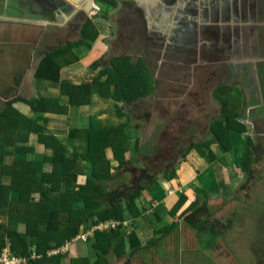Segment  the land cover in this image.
Here are the masks:
<instances>
[{"label":"flooded vegetation","instance_id":"flooded-vegetation-1","mask_svg":"<svg viewBox=\"0 0 264 264\" xmlns=\"http://www.w3.org/2000/svg\"><path fill=\"white\" fill-rule=\"evenodd\" d=\"M15 3L16 6L21 3L24 8L22 14L36 23L34 30H26L22 39L27 42L28 48L31 42L36 45V55L41 57V61L47 55L67 51L70 45L83 41L82 29L91 23L97 27L100 35L97 40H102L104 51L98 59L84 66L86 71L94 73L97 78L102 71L111 70L115 60L128 58L146 78L138 86L161 90L159 99L152 102L165 111L164 115H158L163 123V128L159 130L162 131L160 140L163 145L150 162L158 166L156 169L159 172L146 168L143 156L147 157L149 152L139 156L143 160L142 167L128 170L134 178H138L143 168L151 175L159 174L158 180L165 182L172 174L175 176L179 161L189 151L187 147L198 145L203 148L209 140L195 142L196 139L202 134L213 135L212 128L220 120L219 90L225 88L230 96L238 97L241 110L238 109L236 118L249 119L252 133V137L248 138L250 143L245 147L246 161H240L241 154L231 161L237 171L231 173V179L234 176L239 181L224 187H217L216 184L209 193L219 191L221 196L215 194L211 201L208 192L204 191L205 196L197 198L191 209L192 218L187 219L192 212L180 218H183L181 224L196 229L193 233L199 235L200 241H196L203 257L206 256L204 249L212 248V253L217 255L213 248L217 247L224 262L219 264H264L256 238L246 236L244 239L247 229L245 219H242L244 214L251 215L247 205L253 202H257L260 209L253 210L252 215L256 213L259 222L261 214L264 215V202L262 210L260 203L261 185H264V170L261 167L264 160V0H91L94 8L90 9L89 0H14L13 11ZM102 28L105 31L103 34ZM251 38L258 43L252 47L254 52L249 45ZM82 45L79 48H85ZM73 59L67 57L62 70L82 58L76 56ZM178 70L184 72V80L180 82L185 88L172 86L178 84L169 75ZM204 74L209 75L201 83L208 89L207 96L201 104L200 94L196 95L188 108L184 91L192 83L186 80H199ZM244 81H247L246 85ZM95 82L96 79L92 84ZM17 83L11 81L5 88ZM12 92L11 88L7 90V93ZM143 98H139L135 105ZM210 103L216 107L208 114L209 109L205 107ZM151 108L148 112L139 113L138 117L136 113L134 115L137 119H148L150 123L153 116ZM157 129L156 124V136ZM199 130L201 132L195 135ZM246 133L244 130L243 138L248 136ZM168 139H171L169 143ZM173 192L170 189L168 195ZM228 193L229 196H226ZM240 233H243L241 238L236 240ZM263 233L264 229H261ZM226 239L229 242L224 241ZM243 239L244 244L237 248L250 255L248 262L235 255L240 249L233 246ZM187 243H193V240Z\"/></svg>","mask_w":264,"mask_h":264},{"label":"trees","instance_id":"trees-1","mask_svg":"<svg viewBox=\"0 0 264 264\" xmlns=\"http://www.w3.org/2000/svg\"><path fill=\"white\" fill-rule=\"evenodd\" d=\"M98 36L100 35H98L97 27L91 23L87 24L82 29L83 41L70 45L67 51L45 56L37 67L34 77L60 83L64 64H58L57 58L66 60L68 57L66 54L71 48L81 47L82 43L89 48ZM137 68L129 62L128 58L117 59L113 62L111 70L102 71L96 78L95 84L100 85L101 88H104L106 84L107 87L113 85L117 89L114 96H106L102 93V97L114 101L117 116L124 118L125 122L118 126L94 130L88 128L71 130L69 139L84 140L85 146L82 149L72 148L68 156L67 148L58 138L42 133L38 118L35 120L27 117L14 108L16 102L25 103L33 112L41 116L42 120L47 121L43 114L67 115L69 106L60 104V99L41 97L24 100L18 97L0 113V252L9 248L11 256L26 259V263L57 264L63 255L48 256L49 250L60 249L66 242H71L81 234L84 225L91 229L98 222L113 220L119 222V225L112 230L111 236L101 231L96 232V236H101L104 243L101 244L102 249L96 245L100 252L95 264H99L101 260L103 264L105 262L103 255L110 253V249L114 246L113 241L118 240V230L130 226L125 224L127 217L135 218L139 216L138 214H142L143 209L139 207L138 200L144 197L146 203L153 202L148 195V189L152 188V185L156 186L155 181L160 177L159 174L151 175L147 169L143 168L137 178L143 181V185L135 181L130 186L124 184L118 186L119 175H124L123 167L130 163L128 153L131 136L125 131L130 133L134 130L130 123L131 114L124 111L123 105L137 101L146 95V91H151L149 87L142 89L138 86L146 78ZM111 74L115 75L113 81L110 80ZM103 76L109 79L106 82L100 81ZM126 83L129 84L126 85ZM225 90V88L219 90L217 95L220 120L213 126L212 131L216 139L221 142L222 150L230 152L240 142L239 136L243 135L244 129L236 118L239 99L230 96ZM61 94L69 95L70 106H86L90 103L91 85L63 84ZM220 133L228 138L223 137L220 141L222 136L219 135ZM31 135L38 136L35 148L30 145ZM244 139L239 150L242 162L246 161L245 147L250 143L247 137ZM135 143L139 148L138 141ZM210 143L207 142L204 145L203 148L206 151L198 145H193L192 149L203 157L207 156L212 164L218 162V159L210 150ZM43 146L46 151L51 149L52 155H44L42 162L20 160L15 154V151L34 153L37 147ZM10 148H14V151ZM239 153L236 155L240 156ZM9 155L14 156L12 164L4 162ZM48 163H51L52 167L44 168ZM39 164L43 165L41 169L38 168ZM116 172L120 174L116 175ZM38 173H42L41 180H38ZM173 176L174 174L167 180L169 181ZM80 179L83 181L78 183ZM113 183H117L115 185L117 187L113 188ZM34 195H37V199H34ZM184 200L185 197H179L169 212L170 215L178 211ZM194 205L195 202L186 212H192ZM155 207L152 209L154 214L157 213ZM192 216L193 212L187 216V219ZM163 230L167 232L169 228L166 227ZM127 235L132 247L141 246L135 233L131 232ZM90 238L86 242H89ZM34 254L42 256L38 258L34 257Z\"/></svg>","mask_w":264,"mask_h":264},{"label":"crops","instance_id":"crops-1","mask_svg":"<svg viewBox=\"0 0 264 264\" xmlns=\"http://www.w3.org/2000/svg\"><path fill=\"white\" fill-rule=\"evenodd\" d=\"M12 4H13L12 0H0V13L4 12L6 13V15H8V12L13 11L14 7L12 6ZM15 7L16 8L14 10V13L12 12L15 18H8V17L0 18V60L5 58L2 65H0V102L2 101L4 103H9V104L14 103L12 102V100L13 99L15 100L18 97L24 100H30L32 98H41V97H54L60 99V104H64L63 100L67 101V104L65 105L69 106L68 114L67 115L61 113L43 114L44 118H46L47 121L42 120L41 116L33 112L30 109V107L27 106L25 103L16 102L14 103V108L17 109L18 112L22 113L27 117L33 118L35 120L38 118V124L41 128L40 130L42 131V133L47 134L49 136L57 137L62 142V144L67 148L68 151L67 156H68L69 153L72 151V148L78 147V149H82L85 146L84 140L69 139V134L71 130L74 129L84 130L87 128L94 130V129L103 128L99 125V122L104 121L107 118V116L105 118H101V116H103L102 113L110 114V112L106 110L103 112L102 109L95 110V106L98 104L96 103V100L94 101L95 97H98V99L101 100L102 102L105 101L99 95L102 94L101 86L92 84L94 79H96V75H94V73L92 72H86L89 76L93 77L92 80L87 82H84L85 79L84 76L80 77L79 76L80 74L78 75V72H69L64 70L61 71L62 78L60 83L36 79L34 76L38 66L35 67L32 76H28V79H26L27 71H28L26 70V61H25L27 58V49H26L27 42L22 38L23 35L26 34L25 33L26 30H29L31 28H33L34 30L35 27L34 25L36 23L29 21L27 17L22 14L24 8L21 5V3H19L17 6L15 3ZM11 42H19L22 44L11 45ZM94 43H92L91 46H93ZM31 44L34 43L31 42ZM7 54L10 55L9 59L6 57ZM16 57H20V58L14 62L13 59ZM62 72H66L65 77L62 76ZM11 81H18V83L17 85H11L5 88V85L10 84ZM41 81L47 82L51 86L46 90H39L38 88H36V85ZM70 81L71 83H69ZM63 84H71L73 86H78L80 84H88L91 85V91H94L96 94L94 92L91 93L89 105L82 107L70 106L69 95L61 94V85ZM9 88H11V90L13 91H17V93L9 95L10 93H7V90ZM32 88H36L38 94L27 98L29 96L27 91H29ZM39 91H43V92L40 93ZM23 92L28 95L23 96L22 95ZM5 106L7 108L9 105H5ZM239 108L241 110V104L238 105V109ZM71 111L73 112L70 113ZM94 118H96V120H93ZM240 119L241 120H237V121L242 125L243 129L247 132L246 135H248L244 137L247 138L252 137L250 135L251 133L250 120L244 117H241ZM122 121L124 120H121V122H119L118 124L112 123L109 126L121 125ZM133 128H134L133 132L129 133L128 131H125L126 134H129L131 136L129 142L130 152L128 153L130 157V164L131 162H134L133 158H137L138 161L140 155H147L146 153L148 152L147 149H144L146 150V152L140 150V147L138 148V146H136V143H135L136 148L133 149L132 147L133 143L137 142L134 140H137L140 136L139 129L135 127ZM31 137H30V145L35 148L37 146V141H38L37 135H31ZM46 154L52 155L51 149L46 151L44 146L37 147L34 153H30V154L26 153L23 158H20V160L42 162L44 159V155ZM4 162L6 164H12L14 163V160L11 156H7L6 159H4ZM84 164L87 165V163ZM128 166L123 167L124 175L122 174L119 175L118 186L119 185L123 186V184L130 186L135 181L139 183H143V181L134 178L130 174V172L128 171ZM211 166L214 172V182L212 183L211 187L215 188L216 183L218 185L217 187H224L225 185L230 186V184L226 183V182L232 183V181H226V180H230V174L228 173L227 168L219 164L218 162L212 163ZM42 167L43 165L40 164L38 165L39 169H41ZM50 167H52L51 163H48L46 166H44V168L46 169H50ZM118 174H120V172H116V175ZM226 174H229L227 178H223L224 176H226ZM41 178H42V173H38V180H41ZM82 181L83 180L80 179L78 180V183ZM165 183H166L165 181L157 179L155 181L156 186L153 187L152 185V188L148 189V195L151 199H153V202H151V204L149 203L147 205L145 203L146 201L144 200V197H141L138 200L139 207L143 209L142 214H138L139 216L135 218L129 216L126 219V223L129 225L131 224V227L129 226L126 229L118 230L119 236H118V240H116L117 243L110 249L111 250L110 253H108L107 255H103L105 259V262L103 264H175L174 263L175 256H178L176 257L177 260L176 264H219L220 262L224 263L221 259V256H219L218 254L217 247H213L214 249H216L217 255L216 253H212L211 251L212 248L208 250L204 249L206 256L203 257L201 255V249L199 248L200 245L197 243V241H200L198 237L199 235L193 233L196 229L192 228L191 226L187 227L185 224H181L183 218L172 217V219H168L169 216H167L166 218L167 209L163 210L164 212L163 215H160L158 213V210L163 208L164 203H162L161 200L158 199V197H161V195L157 194V196H155V193L156 191L158 192L159 189ZM116 184L117 183H115V185ZM172 184H177V183H172ZM177 187H179V185ZM204 191L208 192L207 194L209 195L210 191L206 189L204 190L202 189L201 195H203ZM212 197L213 196L209 195L210 201ZM193 199L187 198L185 206L189 204ZM154 207L156 208L155 209V211L157 212L156 214H154L152 210ZM149 223L151 224L147 226V224ZM153 226H155L156 230H154L153 233H148ZM166 227L169 228V230L167 232H163L164 231L163 228ZM186 227L188 229H186ZM91 229L87 228V225H84V227L81 230L82 231L81 234H87L88 233L87 231H91ZM98 232L99 231H97V233ZM131 232L135 233V235L138 237L141 246L139 247L131 246L130 238L127 235ZM97 233L95 232V234L91 236L90 238L91 240L89 242L78 241L72 244L69 251V255L61 256V258L57 261V264H78V260L76 256H73V252L75 250H77V252L75 253L80 254L81 256H83V258H86L85 254L88 251L90 245H94V246L97 245L99 249H102L103 246L101 244L104 243V241L101 240V236L100 237L96 236ZM102 233H105V235L107 236H111L113 232L110 231V232H102ZM244 233H245L244 239H246V236L248 235V230H246ZM139 234H141L142 236L140 237ZM242 234L243 233H240L236 240L240 239ZM244 239L242 240L243 242ZM192 240L193 243L190 244L187 243L188 241H192ZM78 243H81L82 246H79ZM233 246L237 248V245L234 244ZM98 248L96 253L92 252L93 256L87 259L85 264H95L97 262L98 258H96V256L98 257V252H100ZM26 264H30V263H26Z\"/></svg>","mask_w":264,"mask_h":264},{"label":"rangeland","instance_id":"rangeland-1","mask_svg":"<svg viewBox=\"0 0 264 264\" xmlns=\"http://www.w3.org/2000/svg\"><path fill=\"white\" fill-rule=\"evenodd\" d=\"M11 13L12 12H8V14H11ZM104 32L105 31L102 28L101 34H103ZM14 44H16V45L20 44L21 45L22 43L11 42V45H14ZM257 44L258 43H257L255 38L250 39L249 45H250V49L252 52H254L252 50V47H256ZM36 51H37V49H36L35 44H31L29 48L27 47V58L25 61H26V70H28V71H27L26 79H28V76H32V73L35 70L33 63H34L35 58L38 57L36 55ZM103 51H104V47L102 45V40H100V39H98V40L96 39V42L93 44V46H90L89 48H87V45H85V48H79V47L71 48L69 53L66 54V55H68V59H73L76 56H79V58H82V59L78 60V62L74 61L70 66L64 68L63 70L69 71V72H78V75L80 74L79 75L80 77L84 76V78H85L84 82L90 81L93 79V77L89 76L86 73L89 71H86L84 69V66L87 65L88 63H90L91 61H95L96 59H98V57H100L102 55ZM223 55L226 56L225 51H223ZM62 56H65V55H62ZM6 57L9 59L10 55L7 54ZM19 58L20 57H16L13 59V61L15 62ZM38 58H41V57L39 56ZM4 60H5V58L0 60V65H2ZM57 63L62 65L64 63V61L61 58H57ZM219 75L222 76V73H219ZM62 76L65 77L66 72H62ZM184 76H185L184 72H182L180 70L169 75V77H171L174 80V83L178 84L176 86L174 84H172V86L176 87V88H185L184 84H182L180 82V81L184 80V78H183ZM207 76H209V75L204 74L202 77H200L199 80H198V78H195L194 80L193 79L192 80H186V82L192 83L189 86V88L187 89V91L186 90L184 91V95L186 97L185 99L187 100L188 108H190V105H191L190 101L194 100V98L198 94H200V96H201V101H199V102H201V104H203V102L207 96L208 89L205 87L204 84H201V83H203L204 79H206ZM220 76H218V77H220ZM106 79L108 80L109 77L103 76L100 81L106 82ZM114 79H115V75L111 74L110 80L113 81ZM148 80L151 81L150 76H148ZM69 83H71V81ZM243 84L246 85L247 81H244ZM50 86L51 85L49 83L41 81V82L37 83L36 88H38L39 90H46ZM36 88H32L29 91H27V93L29 94V96L27 98L35 96L38 94V91ZM150 90L151 91H146L147 93L144 96L143 101H140L136 105H135L136 101L124 103L123 108H124V111H128L130 114H132V117H130V123L132 124V126L135 128H139L140 136L137 140H134V141H138V145L140 146V150H142L143 152H146V150H144V149H147L148 150L147 153L150 152L147 157L143 156L144 158H146V161H145L146 168L151 169V170H157L156 168L158 166L154 165L153 163H150V162L153 160V158H155V156H157L158 151L162 150L161 145H163V141L160 140V135H161L162 131H159V130H161V128H163V123H161L158 115L159 114L164 115L165 111H164L162 106H154V103L152 102L153 99H159V96L161 95V92H159V91H161V90L157 91L155 88H150ZM14 92H17V91H13L9 95L14 94ZM39 92L41 93L43 91H39ZM92 92H94V91H91V93ZM116 92H117V89L114 88L113 85L111 87H107L105 84L104 88H101V93H103L106 96L107 95L114 96L116 94ZM28 94H26L24 92L22 93L23 96H26ZM92 95H94V94H92ZM99 95L105 101L102 102L101 100L98 99V97H95L94 101L96 100V103H98L95 106V110H101L102 109V112L105 110L110 112V114L102 113L103 116H101V118H105L106 116H107V118L104 121L99 122V125L101 127H106V126L111 125L112 123L118 124L119 122H121V120H124V121H122V123H124L125 122L124 118H120V117L118 118L117 117L118 114L115 111L114 101L102 97V94H99ZM233 97L235 99H237L236 95ZM63 98H66V97H63ZM63 103L67 104V101L63 100ZM5 105H9V103H4L2 101L0 102V113H2L4 111V109H6ZM150 107H152L151 113H153L152 120L150 123L147 122L148 119H137L136 118V117H138L139 113L141 114L144 112H148V109ZM215 107L216 106H214V103H210V105L206 106L205 108L209 109L208 114H210L213 112ZM172 110L174 111L175 108H172ZM72 112L73 111H71L70 113H72ZM134 113H136L135 114L136 117H135ZM93 120H96V118H94ZM156 124L158 126V129L155 130V132L158 133L157 136L154 133V126ZM212 129H214V127ZM200 132H201V130H199V132L195 133V135H198ZM219 135H222L220 141H222L223 137L228 138L222 133H220ZM250 135L252 136V133H250ZM53 137H55V136H53ZM151 137H152V140H151ZM206 139L209 140L208 142L212 143L210 150L217 157L218 163L223 165L224 167H226L229 174L234 172L235 171L234 168L236 167V165L231 164L232 163L231 161L236 160V158H237L236 153H239V150H241V147H242L241 142L242 141L244 142V140H245L243 138V135L239 136L240 142L238 144H236L234 146L233 150H231L230 152H224L222 150V147L220 144L221 142H219L216 139L215 135H212V134L211 135H208V134L203 135L202 134L201 137L199 139H196L195 142H202V141H205ZM37 140H38V136H37ZM170 140L171 139H168L167 142L169 143ZM191 142H194V140H191ZM187 145L188 144L183 146V150L186 148ZM155 146H157L158 148H155ZM132 147H133V149L136 148L135 142L133 143ZM192 148H193V145L187 147V149H190V150L187 151L185 156L182 157L181 160L179 161L180 163H179V167L176 170V175L173 176L171 180L167 181L159 189V191L158 192L156 191V193H155V196H157V194L161 195V197H158V199L161 200L162 203H164L163 208L159 209L158 213L160 215H163V213H164L163 210L167 209L166 218H167V216H169L168 219H172V217L179 218L181 215L189 213L190 211L186 212V210L190 207V205L192 203L197 202V198L201 197L200 195L202 193V189L203 190L206 189L209 191L214 190V188L211 187L212 183L214 182V172H213L212 166L210 165L211 163H210L209 159L207 158V156H205V157L201 156L195 149H192ZM10 149H12V148H10ZM201 149L204 150V148H201ZM12 150L14 151V148ZM204 151H206V150H204ZM15 154L18 158H22L26 153L15 151ZM9 156H11V155H9ZM11 157L14 160V156H11ZM133 161L134 162H131V164L129 163L128 170L131 169L132 167H136V168H138V166L142 167L141 164L143 163V160L140 159V157H139L138 161H137V158H133ZM263 165H264V160H263ZM263 165H261L262 170H264ZM160 170H164V168H160ZM156 172H159V171L157 170L154 173H156ZM235 172H237V171H235ZM160 173H162V172H160ZM229 174H226V176H224L223 178H227V176ZM233 177H232V179L226 180V181H232L233 185H235L239 180H236V178H233ZM167 183H168V185H167ZM172 183H177V184H172ZM226 183L229 184L231 182H229V183L226 182ZM140 185H143V183H141ZM178 185H179V187H177ZM147 186H149V185H147ZM112 187L115 188L117 186H115V184L113 183ZM169 189L174 190L173 194H171V195L167 194V191ZM227 190L228 189L226 188L225 191L227 192ZM221 191H223V190H221ZM260 191L262 194V197L260 196V200H261L260 203H261V210H262L263 202H264V185H261ZM215 194H218V192H215L214 194L209 193L210 196H213ZM218 195L221 196V194H218ZM180 196L185 197V200L183 201L182 206L178 209V211L174 215H170L169 212L171 211V209L173 208V206L175 205V203L177 202V200L179 199ZM226 196H229V193ZM213 197H216V196H213ZM35 198L37 199V195H34V199ZM187 198H191V199L194 198V199L192 201L190 200L191 202L185 206ZM256 203L253 202V203L247 205V208L249 209L251 215L250 214L249 215L244 214V215H242V219H245L244 224H245L246 229L248 230L247 236L256 238L255 241L258 242L259 250L261 251V260H264V233L261 234V229H264V215L261 214V222H259L258 218H256V216H255L256 213H254V215H252L253 210L260 209L259 205ZM146 204L148 205V203H146ZM262 211H264V210H262ZM150 224L151 223L147 224V226H149ZM130 227H131V224H130ZM154 230H156L155 226H153L149 230L148 233H153ZM139 235H140V237L142 236L141 234H139ZM224 241H228V239H226ZM116 243H117L116 241H113L112 245H115ZM241 244H243V241H238L237 244H235V245H237V247H242V246H240ZM78 245L82 246L81 243H78ZM71 246L72 245L69 246L67 252H63L60 254L63 256L69 255V251H70ZM237 249H240V250H237V253L235 255H238L240 258L246 259V261L248 262L249 261L248 257L250 255L245 254V251H244V249L242 250V248H237ZM96 251H97V247L94 245H90V247L88 248V251L85 254L86 258H83V256H81L80 254L75 253V252H77V250H75L73 252V256H76V258L78 260V264H85L87 259H89L91 256H93L92 252L96 253ZM251 257H253V256H251ZM96 258H97V256H96ZM102 262L103 261L101 260L99 263L101 264Z\"/></svg>","mask_w":264,"mask_h":264},{"label":"built area","instance_id":"built-area-1","mask_svg":"<svg viewBox=\"0 0 264 264\" xmlns=\"http://www.w3.org/2000/svg\"><path fill=\"white\" fill-rule=\"evenodd\" d=\"M125 224H127V223H125ZM118 225H119V222H115L113 220H109V221H105V222H98V223H96V225L93 226L91 231H87L88 232L87 234L77 235L74 239H72L71 242H66V244L62 248L49 250L47 252V255L48 256H54V255H58V254L63 253V252H67L69 246L73 242H75V241L86 242L89 240V238L91 236H93L95 234V232H97V231L110 232L113 229H116ZM41 256L42 255L37 256L34 254V257L39 258ZM26 262H27L26 259H22L21 257L11 256L9 248H6L2 252H0V264H26Z\"/></svg>","mask_w":264,"mask_h":264},{"label":"water","instance_id":"water-1","mask_svg":"<svg viewBox=\"0 0 264 264\" xmlns=\"http://www.w3.org/2000/svg\"><path fill=\"white\" fill-rule=\"evenodd\" d=\"M90 1V3H88V9H90L91 7H93V5L91 4V0H89ZM14 2V0H12V3ZM94 8V7H93ZM76 10V8L74 9V11ZM13 13H14V11H12ZM13 13H11V14H8V15H6V13H0V18H3V17H8V18H15L14 17V15H13ZM88 13H89V10H88ZM65 24V23H64ZM40 61H41V58H35V60H34V63H33V66L34 67H36V66H38V64L40 63Z\"/></svg>","mask_w":264,"mask_h":264},{"label":"clouds","instance_id":"clouds-1","mask_svg":"<svg viewBox=\"0 0 264 264\" xmlns=\"http://www.w3.org/2000/svg\"><path fill=\"white\" fill-rule=\"evenodd\" d=\"M218 104H219V102H218Z\"/></svg>","mask_w":264,"mask_h":264}]
</instances>
